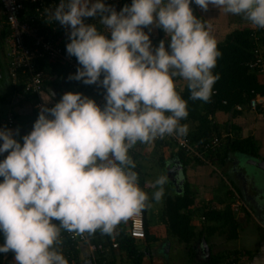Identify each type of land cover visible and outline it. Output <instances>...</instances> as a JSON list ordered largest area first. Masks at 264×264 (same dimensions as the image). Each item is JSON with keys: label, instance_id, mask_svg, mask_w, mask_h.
I'll return each instance as SVG.
<instances>
[{"label": "clouds", "instance_id": "1", "mask_svg": "<svg viewBox=\"0 0 264 264\" xmlns=\"http://www.w3.org/2000/svg\"><path fill=\"white\" fill-rule=\"evenodd\" d=\"M190 3L264 29V0H131L119 11L106 0H60L50 11L68 29L66 53L80 65L68 79L102 87L105 103L65 93L41 107L22 144L18 130L0 129V254L13 253L15 264H67L58 251L61 229L111 234L150 206L129 150L187 135L180 123L187 102L175 78L186 82L190 99L204 102L219 79L212 70L221 53ZM146 28H159L167 40L154 47ZM164 183L154 182L152 201Z\"/></svg>", "mask_w": 264, "mask_h": 264}, {"label": "trees", "instance_id": "2", "mask_svg": "<svg viewBox=\"0 0 264 264\" xmlns=\"http://www.w3.org/2000/svg\"><path fill=\"white\" fill-rule=\"evenodd\" d=\"M106 3L112 6L108 3V0H106ZM122 3L123 7L126 4H130L131 0H123ZM196 17L205 25V20L201 16L197 14ZM3 21L5 22L4 17L2 18V22ZM85 22L97 24V27L101 28L98 21L93 18H88ZM238 25L239 24L236 22H230L228 24L231 28L230 31L217 43V49L221 55L218 57L216 67L212 71L214 75L218 74L219 79H217L213 85L209 100L204 102L190 99V93L186 83L182 90L176 87L178 94L187 102L188 116L180 123L187 125L188 133L186 137L191 140L192 144H197L203 148L213 136L222 137L225 133L228 134L227 139L223 140L222 146L215 153H211L207 156L213 162H216L220 168L224 167L232 157H243L259 162L264 161V158L260 155V142H258L256 138L253 136L244 138L240 126L231 123L220 126L216 119V113L218 112H225L233 117H241L246 114L247 111L254 114H264V109L259 108L257 111L253 112L249 108L252 98L257 94L264 95L262 76L258 74L257 70L250 68V64L255 60V33L259 37L261 35L264 36V29L256 28V30H253L248 27L239 28ZM10 34L8 26L6 24L3 25L0 48L6 44V40ZM59 39L60 35L58 34L52 36V40L54 41H59ZM158 40L159 42L161 40H167L163 31L159 28ZM262 46L264 50V38ZM38 63L39 69L43 71L45 76L43 83L44 90L48 87L56 88L60 92V99L63 94L68 92L74 94L80 93L83 97H87L94 101L99 97L97 92L84 84L81 85L80 81L68 79L70 75L74 74L67 72L59 63L51 62L47 58L39 60ZM59 80L61 81L60 83L58 82ZM178 80L181 81V79L177 77L174 82ZM10 81L14 94H22L24 96L21 91L23 90L22 88L25 84V80L21 74H19L18 87L13 85L11 77ZM237 107H241L242 110H237ZM162 144L174 147L170 143L161 142H157L155 145L157 147ZM148 146L149 144L137 143L136 146L129 150V155L136 165L134 171L138 174L139 187L143 191H146L145 185L147 183L148 172L142 159L145 157L144 152ZM171 159H177L176 164L179 168H182L185 172L184 177H186L188 161L192 162V160L190 161V159H187L180 150H176L175 153L173 152ZM157 164L158 168L163 173L161 177L165 178L164 192L166 193L164 195L162 217L167 225L170 238H174L175 241L184 248L186 259L188 258L187 264H242L241 258L246 255H248L250 259L253 257L251 253H245L239 250L225 253H213L209 244L210 237L218 234L220 236H225L227 240H236L239 231H243L246 227L247 219H237L230 204L226 205L221 211L208 210L202 207L201 214L206 218V223L201 231L195 232V227L192 225V218L195 213H182L195 203V194L192 192L189 183L187 180L184 181L182 193L178 194L175 189H173L172 182L167 178V160L164 157H160ZM142 213L145 218V239H147L149 237V228L146 218L147 209L143 210ZM61 231L63 233V230ZM114 231L116 233L118 249L124 252L128 257L137 260L136 262H140L142 253L136 243L137 240L131 238L127 234L126 223L121 222ZM89 237L91 244L103 245L105 248H107V246L111 247L108 234H101V232L96 231L95 233L89 234ZM98 237L100 239H98ZM203 240H205L210 249V257L209 259H205V261H199L198 255L201 251L200 247ZM2 243L3 238L0 236V244ZM7 254L11 255L12 253L9 252ZM105 254L99 255L102 261L106 258ZM3 256L4 254H0V264Z\"/></svg>", "mask_w": 264, "mask_h": 264}, {"label": "crops", "instance_id": "3", "mask_svg": "<svg viewBox=\"0 0 264 264\" xmlns=\"http://www.w3.org/2000/svg\"><path fill=\"white\" fill-rule=\"evenodd\" d=\"M201 16L205 20V26L210 32V35L216 40V43L221 41L230 31L228 24L230 22H236L240 27H248L254 29V26L251 25L242 16H235L231 14H225L222 10L209 6L207 11H203L199 6L193 4V15ZM2 10L0 5V42H1V32L4 21L2 22ZM152 27V26H149ZM148 33V29H144ZM149 34V38L152 41V45L155 47L159 44L158 40V28H152V31ZM10 49L7 44L0 48V119L4 118L9 112L13 113L16 119V125L13 131H19V135H16L14 138L22 144V139L24 135H27L31 132L32 126L36 119L38 118V111L35 109L36 99L31 96H23L22 94H14L11 81H10ZM61 82L60 80L58 81ZM175 86L178 89H183L185 81L178 80L174 82ZM43 103L47 105H55L60 100V92L52 87L47 88L42 92L41 98ZM246 111V110H245ZM216 119L220 126L226 124L238 125L242 129V136L244 138L248 136H253L260 142V155L264 158V114L263 113H251L250 111L241 117H233L232 115L225 112L216 113ZM224 135H228L225 133ZM155 142L149 144L145 149L144 154L148 155V152H155L156 155L162 156L165 154L164 158L167 160L166 168L175 169L181 179V185L179 188L173 186V189L178 194L182 193L184 181L187 180L189 183L192 192L195 194V203L192 207H189L187 210H184L182 213L194 212L195 215L192 218V225L195 227V232L201 231L204 224L206 223V218L201 214V208H207L208 210L221 211L224 207L230 204L231 208L233 205L240 203L242 209L246 213L250 214L253 219L252 229L256 231L255 243L258 245L261 244V247L251 248L249 244H246V240L242 239V234L249 228H246L238 234V238L233 240V243L229 244L231 241L225 238V241H221L217 245V236L220 238V235H213L209 239V244L212 248L213 253H225L229 251L239 250L245 253H251L253 257L250 259L248 255L241 258L242 264H255V259L257 256L262 253L264 255V197L262 196V184H256L255 178L252 177V174L246 172L243 169L244 162H247L248 158L243 157H232L230 161L222 168H220L216 162L208 163H198L196 161L189 162L187 164V173L184 177V171L182 168L176 164L177 159H171L173 152H176L174 147L158 145L156 147ZM149 149V151H148ZM153 149V150H152ZM7 153L4 154L6 156ZM163 157V156H162ZM3 156H0V159H3ZM245 161H242L243 159ZM143 161L147 160V156L142 159ZM191 161V160H190ZM255 162H259L254 160ZM240 162V164H239ZM249 162V161H248ZM263 162V161H262ZM160 169L157 166L158 177L161 176ZM161 171V170H160ZM148 172V170H147ZM163 174V173H162ZM152 174L148 173L147 183L145 185L146 193L149 196L150 206L146 207L147 209V222H148V233L149 237L143 241H136L140 251L142 253V258L140 262H136L134 258L128 257L124 252L119 249H112L110 246H107L105 254V263L107 264H170L171 253L178 251L173 250V246L177 244V250L180 249L183 251V247L179 245L174 238H170L168 234V228L163 220V205H164V195L166 192L163 184V195L159 201H152V193L156 191L153 189L152 185L157 180L154 178L151 180ZM155 175V174H154ZM263 179V177H261ZM154 181V182H152ZM245 213H241L239 216H236L237 219H242ZM54 223H59L58 221H53ZM126 223L128 230V219L122 221ZM119 224L115 227L118 228ZM63 230V229H61ZM100 232L99 230H97ZM259 231V232H258ZM98 239H100L98 237ZM205 241V240H204ZM203 242V241H202ZM164 250L166 253L164 256H159L162 254L160 250ZM201 251L198 255V259L204 258L202 254L203 245L201 244ZM154 252L156 254H154ZM255 252V255L253 254ZM184 253V251H183ZM74 255L75 263L74 264H87L92 261V255L90 253L89 247L87 244L78 243L74 246ZM260 255V256H262ZM158 256L157 259H155ZM167 261V263H166ZM1 264H15L13 253L11 255L4 254ZM264 264V260L260 262Z\"/></svg>", "mask_w": 264, "mask_h": 264}, {"label": "built area", "instance_id": "4", "mask_svg": "<svg viewBox=\"0 0 264 264\" xmlns=\"http://www.w3.org/2000/svg\"><path fill=\"white\" fill-rule=\"evenodd\" d=\"M123 0H108L117 11L122 7ZM60 3V0H0L2 15L5 18V24L8 26L10 35L6 44L10 49V77L14 86L18 87L19 74L24 78L25 84L21 91L26 96L36 99L35 109L40 112L41 107L51 108L54 105H47L42 102L41 95L44 91V73L39 69L38 61L47 58L51 62L59 63L67 72L75 74L78 65L76 58L68 56L65 46L68 40V29L59 23L50 20L49 13ZM60 35L59 41L52 40V36ZM264 36H257L255 33L254 49L255 60L250 64V68L257 70L262 76L264 83V50L262 46ZM80 84L83 85L82 81ZM85 85V84H84ZM98 93L99 97L95 101L97 106L103 108L105 90L97 84L86 85ZM249 108L255 112L259 108L264 109V95L257 94L251 99ZM237 110H242L237 107ZM16 125V119L13 113L9 112L4 118L0 119V129L13 130ZM228 135L222 137L213 136L203 148L197 144H192L188 137L177 139L175 136H165L156 139L155 143H170L176 150H180L187 159L198 163H210L211 159L207 156L215 153L227 139ZM238 210L240 203L233 205ZM127 234L138 241H143L145 235V218L141 212L128 218ZM111 248L118 249L116 242V233L113 230L108 234ZM61 243L58 246L67 264H74V246L78 243L87 244L92 255V264H106L99 255H104L107 248L103 245L91 244L89 233L75 234L63 230L60 232ZM234 259V258H233ZM233 261V260H232Z\"/></svg>", "mask_w": 264, "mask_h": 264}, {"label": "rangeland", "instance_id": "5", "mask_svg": "<svg viewBox=\"0 0 264 264\" xmlns=\"http://www.w3.org/2000/svg\"><path fill=\"white\" fill-rule=\"evenodd\" d=\"M86 23V22H85ZM153 150V149H152ZM148 151H149V149H148ZM145 156H147V160H145V161H142L143 162V164L145 165V167H146V170H148V173H150V174H152V175H150L151 176V180L152 179H154V178H159L158 177V172L156 171L157 170V163H158V161H159V159H160V157H164L165 156V154H162V156L160 155V156H158V155H156L155 154V152L154 151H152V153L150 152H148V155L147 154H145ZM243 159V158H242ZM242 161H245L244 159L242 160ZM253 164H248V168H250L249 169V172L250 173H252V177H254L255 178V183L256 184H262V187H263V185H264V170H262V169H260V168H257V167H251ZM159 169V168H158ZM159 172H160V174H162V171H160L159 170ZM155 174V175H154ZM161 177V176H160ZM261 177H263V179L261 178ZM152 182H154V181H152ZM153 189H156V188H153ZM157 190V189H156ZM262 196L264 197V187L262 188ZM232 209H233V211H234V213H235V215L236 216H239V214H240V211H241V213H245L244 215H243V217H241L242 219H244V220H246V222H247V227H249L243 234H242V236L241 237H243L242 239H245L246 240V244H249V246L251 247V248H260L261 247V244L260 245H258V243H255L254 241H256V238L257 237H255V233H257L256 231H254L253 229H252V224L253 223H251V222H253V219H252V216L250 215V214H248V213H246L245 212V210L244 209H242V207H240L238 210H236V207H232ZM246 228V227H245ZM244 228V229H245ZM243 229V230H244ZM242 230V229H241ZM241 231H239V233H240ZM259 232V231H258ZM217 245H219L220 244V242L221 241H225V236H221L220 238L217 236ZM231 243H233V241H231L229 244H231ZM177 244H175L174 246H173V250H175V251H178V252H173V253H171V261H170V264H187V260H188V258L186 259V256H185V253H183V251H185L184 250V248H183V251L182 250H180V249H178L177 250ZM161 252H162V254H158L159 256H164L166 253L164 252V250H163V248H162V250H160ZM157 253V252H156ZM155 252H154V254H156ZM164 254V255H163ZM253 254L255 255V252H253ZM260 255H262V253H260L258 256H257V258L255 259V264H260V262H262L263 260H264V255H262V256H260ZM156 258L155 259H157L158 258V256H155ZM203 259L204 258H201V261H203ZM199 260V259H198ZM200 261V260H199ZM166 263H167V261H166ZM162 264H164V262H162ZM189 264V263H188Z\"/></svg>", "mask_w": 264, "mask_h": 264}, {"label": "water", "instance_id": "6", "mask_svg": "<svg viewBox=\"0 0 264 264\" xmlns=\"http://www.w3.org/2000/svg\"><path fill=\"white\" fill-rule=\"evenodd\" d=\"M189 7L193 11V4L190 3ZM248 161L244 162V163H241V164H243V169L246 172H249V169H250V168H248V164H253L251 167H257V168H260V169L264 170V161L263 162H255L254 160H251V159L248 160ZM239 164H240V162H239ZM167 169H168L167 178L172 182L174 187L179 188L180 185H181V182L179 181V179H181L180 176L178 175V173L176 172L175 169H171V168H167ZM249 174H252V173L249 172ZM202 245H203L202 254L204 255L205 259H209V257H210V249H209L208 245L206 244V242L204 240L202 242ZM87 264H92V262H89Z\"/></svg>", "mask_w": 264, "mask_h": 264}, {"label": "flooded vegetation", "instance_id": "7", "mask_svg": "<svg viewBox=\"0 0 264 264\" xmlns=\"http://www.w3.org/2000/svg\"><path fill=\"white\" fill-rule=\"evenodd\" d=\"M205 261V259H203Z\"/></svg>", "mask_w": 264, "mask_h": 264}]
</instances>
